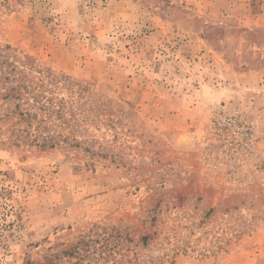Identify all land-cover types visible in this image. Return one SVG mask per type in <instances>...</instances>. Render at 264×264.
<instances>
[{
    "label": "rangeland",
    "instance_id": "1",
    "mask_svg": "<svg viewBox=\"0 0 264 264\" xmlns=\"http://www.w3.org/2000/svg\"><path fill=\"white\" fill-rule=\"evenodd\" d=\"M0 264H264V0H0Z\"/></svg>",
    "mask_w": 264,
    "mask_h": 264
},
{
    "label": "built area",
    "instance_id": "2",
    "mask_svg": "<svg viewBox=\"0 0 264 264\" xmlns=\"http://www.w3.org/2000/svg\"><path fill=\"white\" fill-rule=\"evenodd\" d=\"M232 124L239 125L241 124L238 119L230 120Z\"/></svg>",
    "mask_w": 264,
    "mask_h": 264
},
{
    "label": "trees",
    "instance_id": "3",
    "mask_svg": "<svg viewBox=\"0 0 264 264\" xmlns=\"http://www.w3.org/2000/svg\"><path fill=\"white\" fill-rule=\"evenodd\" d=\"M29 115H30V113H29ZM48 142H49L48 137L43 139V144L48 143Z\"/></svg>",
    "mask_w": 264,
    "mask_h": 264
}]
</instances>
